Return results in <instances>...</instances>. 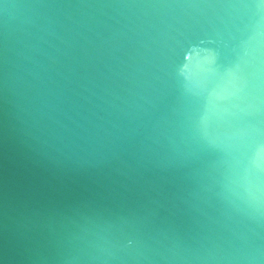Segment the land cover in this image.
<instances>
[{"label": "water", "instance_id": "obj_1", "mask_svg": "<svg viewBox=\"0 0 264 264\" xmlns=\"http://www.w3.org/2000/svg\"><path fill=\"white\" fill-rule=\"evenodd\" d=\"M0 264H264V0H0Z\"/></svg>", "mask_w": 264, "mask_h": 264}]
</instances>
